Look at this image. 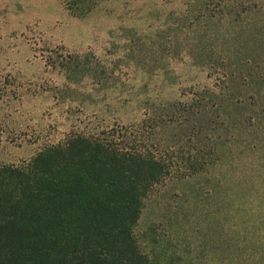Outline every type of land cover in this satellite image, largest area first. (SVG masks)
<instances>
[{
	"label": "rangeland",
	"instance_id": "374dc122",
	"mask_svg": "<svg viewBox=\"0 0 264 264\" xmlns=\"http://www.w3.org/2000/svg\"><path fill=\"white\" fill-rule=\"evenodd\" d=\"M91 1L0 0V164L226 77L220 161L159 187L134 236L148 264H264V0L213 18L193 0L70 6Z\"/></svg>",
	"mask_w": 264,
	"mask_h": 264
},
{
	"label": "trees",
	"instance_id": "16d2710c",
	"mask_svg": "<svg viewBox=\"0 0 264 264\" xmlns=\"http://www.w3.org/2000/svg\"><path fill=\"white\" fill-rule=\"evenodd\" d=\"M94 1L70 6L85 15ZM193 1L210 18L252 7ZM220 81L152 103L136 122L72 131L28 160L0 164V264H148L134 236L144 202L171 179L206 173L231 137Z\"/></svg>",
	"mask_w": 264,
	"mask_h": 264
}]
</instances>
